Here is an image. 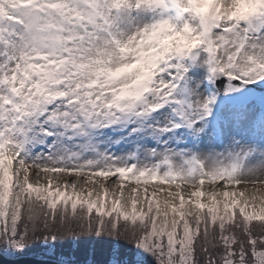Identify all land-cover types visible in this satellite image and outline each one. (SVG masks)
Masks as SVG:
<instances>
[{
	"label": "snow or ice",
	"instance_id": "6c2138e0",
	"mask_svg": "<svg viewBox=\"0 0 264 264\" xmlns=\"http://www.w3.org/2000/svg\"><path fill=\"white\" fill-rule=\"evenodd\" d=\"M54 174L176 190L122 203ZM262 186L264 0H0V255L264 264ZM81 238L117 246L56 247Z\"/></svg>",
	"mask_w": 264,
	"mask_h": 264
},
{
	"label": "rangeland",
	"instance_id": "374dc122",
	"mask_svg": "<svg viewBox=\"0 0 264 264\" xmlns=\"http://www.w3.org/2000/svg\"><path fill=\"white\" fill-rule=\"evenodd\" d=\"M30 178H31L30 180H31L32 183H35L38 180L40 181V183H44V184H47V182H48V177H46L45 175H42L41 173H39L38 175H34V176L30 177ZM52 179L53 180H58L61 183L65 179H67L69 183H71L73 180H75L74 178H71V177L57 176V175L52 176ZM114 179L115 178H111V180H114ZM75 181H76L77 190L83 189L85 191V193H86V191H87L88 188H92L89 183L88 184H85L84 181H80V180L78 181L79 182V185H80L78 187L77 180H75ZM104 183H106V182L104 181ZM93 184L96 185V189L94 191V194H95L96 192H99L100 191V188H99V183H96L95 182ZM113 184L114 183H106V184H104L105 187L108 189V196H110L112 198H115L116 196H120L121 202L124 203V202H126L129 199V197H131L133 195V193H132V188L133 187H129V188H127L128 189L127 190L124 187H123V189H121L120 187L115 186ZM249 186H248V189L249 190L253 188L251 185H249ZM134 187L137 188V192L135 193V195L137 197H142L145 194L152 195L153 193H155L156 195H155L154 199L159 200L162 203V200L159 197L160 194H161V192L158 190V188H156V189L155 188H150L148 185L147 186H145V185H142V186H134ZM237 188L238 189H242L243 186L242 185L241 186H237ZM145 189L147 190V192H145ZM206 190H207V188H205V191ZM228 190L229 191L232 190L231 186H229V189ZM251 191L253 192V190H251ZM262 191H264V186L261 187V191L260 192H262ZM117 192H119V193L118 194H115ZM181 192L184 195V198L187 200L189 198V192H188V190L186 192H183V191H181ZM260 192L255 193V195H257L258 197H261V196L264 197V194H263L264 192L261 195H259ZM112 193H114V194H112ZM245 195L250 200V196H248L247 193H245ZM216 199L220 200V199H223V197L218 196V197H216ZM228 199H229V202H230L231 201V197H229ZM237 199L239 200V202L241 204L243 203V198L237 197ZM176 202L178 203L179 201L177 200ZM201 202L202 203H208L209 202L207 195L201 196ZM256 203L257 204L261 203V200L258 199L256 201ZM138 207H139V205H138ZM187 207L188 206L186 205V209H187ZM61 242L62 241H60L57 244V246L60 245ZM82 245L84 247H81ZM116 246L117 245H115L113 243H110L108 240H105V239H89V240H84V238H81V240L75 246V249L76 248H79V249H82V250L85 249V248L86 249H89V250H93L94 249V250H96V252L98 254H102L108 248H110V247H116ZM119 247H120V250H121V257L124 256V257H128L130 259L131 258V255H132V247L130 245L125 244L123 241L120 242ZM36 250H37V248H35L34 251L36 252ZM32 253L36 255V253H34V252H32ZM45 257H48V256L45 255Z\"/></svg>",
	"mask_w": 264,
	"mask_h": 264
},
{
	"label": "trees",
	"instance_id": "16d2710c",
	"mask_svg": "<svg viewBox=\"0 0 264 264\" xmlns=\"http://www.w3.org/2000/svg\"><path fill=\"white\" fill-rule=\"evenodd\" d=\"M76 245H77V242H72L71 240H67V241H62L60 243V245H58V246L56 245V246H57L58 251H67L69 249H75ZM81 247H84V246L82 245ZM35 248H37L36 252L34 251ZM27 251L31 252V253L34 252V253H36L37 256H45L44 253L46 250L41 245L35 244L34 246H32ZM122 258H124V256Z\"/></svg>",
	"mask_w": 264,
	"mask_h": 264
},
{
	"label": "water",
	"instance_id": "95a60500",
	"mask_svg": "<svg viewBox=\"0 0 264 264\" xmlns=\"http://www.w3.org/2000/svg\"><path fill=\"white\" fill-rule=\"evenodd\" d=\"M0 264H54L53 261H42L34 258H21L18 260H7L0 256Z\"/></svg>",
	"mask_w": 264,
	"mask_h": 264
},
{
	"label": "bare ground",
	"instance_id": "6f19581e",
	"mask_svg": "<svg viewBox=\"0 0 264 264\" xmlns=\"http://www.w3.org/2000/svg\"><path fill=\"white\" fill-rule=\"evenodd\" d=\"M162 187H164V188H170V190L172 191V192H175V190L173 189V188H171V187H168V186H162ZM250 187V186H249ZM252 188V187H251ZM181 190L183 191V190H185V188L182 186V188H181ZM251 190H253V188L252 189H248V191L246 192L247 193V195L248 196H250V198H251V196L254 194ZM187 190H185V191H183V192H186ZM264 191H262V192H260L259 193V195H261L262 193H263ZM252 194V195H251ZM264 194V193H263ZM160 198H161V200L163 201L164 199H170L171 197H168V195H167V192H161V194H160V196H159ZM262 197V196H261ZM251 201V200H250Z\"/></svg>",
	"mask_w": 264,
	"mask_h": 264
}]
</instances>
